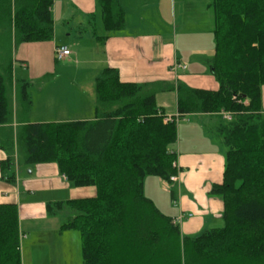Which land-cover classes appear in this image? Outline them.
Listing matches in <instances>:
<instances>
[{"label": "trees", "instance_id": "16d2710c", "mask_svg": "<svg viewBox=\"0 0 264 264\" xmlns=\"http://www.w3.org/2000/svg\"><path fill=\"white\" fill-rule=\"evenodd\" d=\"M53 1L0 0V29L15 45L52 40ZM98 2L105 29H121L117 0ZM209 7L214 52L202 60L218 88L178 81L177 115L168 120L155 97L173 86L124 81L105 67L94 80V119L30 122L29 82L13 80L10 64L0 73L1 178L14 182L19 168L55 163L71 185L96 189L45 204L48 216L74 211L60 231H78L82 264H264V0ZM190 114L210 116L208 132L224 148L222 178L210 190L224 225L194 237L182 236L143 191L145 177L167 183L180 171L173 146L178 120ZM22 235L17 204L0 203V264H22Z\"/></svg>", "mask_w": 264, "mask_h": 264}, {"label": "crops", "instance_id": "0c3cea01", "mask_svg": "<svg viewBox=\"0 0 264 264\" xmlns=\"http://www.w3.org/2000/svg\"><path fill=\"white\" fill-rule=\"evenodd\" d=\"M98 1L54 0L52 40L24 43L31 44L33 59L41 66L39 72L50 66L47 63L54 58L55 47L60 45L70 49L71 54L64 59L69 61L71 71L74 68V76L68 77L72 78L41 83L36 96L30 91V122L94 119V100L86 96L82 87H94L95 78L105 67L117 69L124 81H158L173 86V89L159 90L155 97L167 116L177 115L178 81L193 88H218L202 60L214 52L213 17L210 19L207 15L211 0H117L124 11V24L114 31L105 29ZM200 9L208 19H200ZM73 56L75 62L70 58ZM261 105L264 110V86ZM212 121L206 114H190L179 119L177 142L173 146L180 168L178 179L166 183L158 177L147 176L143 182L145 196L172 218L182 236L194 237L224 225L223 203L210 193L212 185L221 181L224 166V148L207 129ZM4 156L0 149V160ZM20 174L17 170L15 181L8 182L1 178L0 172V203L17 204L19 226L26 219L30 222V232L41 237L55 234L62 238V241L46 243L45 253L38 252L43 241L38 243L28 258L22 242V264L27 260L29 264H79L78 261L71 263L61 254L63 237L67 242L74 238L66 235L69 230L60 231L63 210L53 216L45 211L47 202L63 199L56 198L57 193L53 198L41 195L52 191L62 195L61 190L70 186L68 181L55 163L36 164L28 170V176ZM87 190L91 189H82L83 197L96 194V189ZM20 230L22 239L28 240L29 235Z\"/></svg>", "mask_w": 264, "mask_h": 264}, {"label": "rangeland", "instance_id": "374dc122", "mask_svg": "<svg viewBox=\"0 0 264 264\" xmlns=\"http://www.w3.org/2000/svg\"><path fill=\"white\" fill-rule=\"evenodd\" d=\"M199 11H201L200 19H208V17L204 14L203 9H200ZM207 15H210V19H212L211 17H213V12L211 9L208 10ZM9 33L10 32H9L8 27L6 28L4 27L3 29H0V73H4L5 67H7L10 64L13 80L22 79V80H26L27 82H29L30 84L29 90L32 91L35 96L37 93L36 89L38 88V86H40L41 83L50 81L51 79H56L58 81H65V80L72 78V77L68 78L69 76L71 75L74 76L73 75L74 68H72V71H71L70 69L71 65L69 61L67 62V60L64 58L56 59V56H54V58H52L49 61V63H47L50 66L45 68L43 71L39 72V70L41 69V66H39L33 59V55L31 53V46H30L31 44L15 45L13 39L12 38L10 39ZM70 58L74 59V62L76 61L74 56ZM82 89L87 97H90L91 99L94 100L93 86L84 85ZM167 117H170V116H167ZM32 166H28L25 168H19V171L21 172L20 175L28 176V170L32 169ZM148 177H154V176H148ZM68 185H70L68 189L61 190L62 195H58V192H54V191H52L51 193L41 194V195L42 196L49 195L51 196L50 198H53L56 196V193H57L56 198L66 200L68 198L83 197L84 195H82L83 194L82 189H91V190L93 189L95 191L94 186H87L86 188H80V187H75L71 185L69 182H68ZM91 190H87V191H91ZM87 194H90V193H87ZM62 213H63V215H61L62 219L61 221L59 220L60 223L64 222L65 220L71 219L74 215V211H71L68 208H65L61 212V214ZM29 228H30V222L24 219L22 221V225H20V229H22L23 232H26V235H29L30 238L28 240H24L21 238V245L23 242V247L25 248V251H26L25 256H27V258H28V254L33 252L35 245L37 247L38 243L42 241H43V244L40 246V248H38L39 253H41V251L44 253L48 251L46 243L49 244L51 242L52 244V242L56 240L62 241L61 240L62 238H59L55 234H51L50 236L43 235L42 237L41 235L38 236L37 234L30 232ZM66 233H69V234H66V235H69V237L70 235H73L74 238L71 237L73 241L70 240L67 242L66 241L67 238L63 237L64 239L63 241L65 242V244L64 243L61 244L62 245L61 254L63 255V257L65 256L67 259H69L71 263H75V261H78V263L80 264L81 263L80 235L78 231L76 230H69V232H66ZM55 244L56 242H54V246ZM57 251H59V249H57ZM26 264H29L28 260Z\"/></svg>", "mask_w": 264, "mask_h": 264}, {"label": "built area", "instance_id": "2783aa9c", "mask_svg": "<svg viewBox=\"0 0 264 264\" xmlns=\"http://www.w3.org/2000/svg\"><path fill=\"white\" fill-rule=\"evenodd\" d=\"M71 54V51L68 47L66 46H63V45H60V46H56L55 47V56H56V59H63L64 57H67ZM170 117L167 118V120L169 119ZM224 118L226 119H231V115L230 114H224ZM177 165V164H176ZM178 167V166H177ZM179 169V168H178ZM179 170L177 171V173L175 175H172L170 176V180L171 181H176L178 179V174ZM180 219V218H179Z\"/></svg>", "mask_w": 264, "mask_h": 264}]
</instances>
